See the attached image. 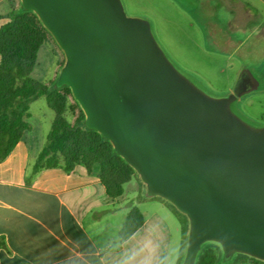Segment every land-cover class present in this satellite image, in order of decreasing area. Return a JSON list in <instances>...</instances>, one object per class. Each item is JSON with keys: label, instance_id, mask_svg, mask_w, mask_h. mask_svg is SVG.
<instances>
[{"label": "water", "instance_id": "water-1", "mask_svg": "<svg viewBox=\"0 0 264 264\" xmlns=\"http://www.w3.org/2000/svg\"><path fill=\"white\" fill-rule=\"evenodd\" d=\"M64 53L58 86L70 87L86 125L136 172L148 194L188 221L181 264L206 245L217 264L264 262V126L235 110L264 91L257 73L227 97L207 94L171 62L149 20L122 0H21Z\"/></svg>", "mask_w": 264, "mask_h": 264}, {"label": "crops", "instance_id": "crops-1", "mask_svg": "<svg viewBox=\"0 0 264 264\" xmlns=\"http://www.w3.org/2000/svg\"><path fill=\"white\" fill-rule=\"evenodd\" d=\"M16 2L0 0V28L15 15ZM240 2L264 15V0ZM30 118L26 119L30 129L0 161V237L5 242L0 264H68L70 258L99 264L105 242L121 235L133 208L141 212L142 226L160 224L164 243L175 245L176 264H181L185 248L181 217L165 201L148 196L136 176L123 185L120 196L110 199L98 167L89 171L77 164L71 171L62 166L34 170L43 148L28 139ZM231 264L264 263L241 259Z\"/></svg>", "mask_w": 264, "mask_h": 264}, {"label": "rangeland", "instance_id": "rangeland-1", "mask_svg": "<svg viewBox=\"0 0 264 264\" xmlns=\"http://www.w3.org/2000/svg\"><path fill=\"white\" fill-rule=\"evenodd\" d=\"M122 3L128 16L149 20L157 42L171 62L207 94L227 97L240 91L257 73L264 74V15L252 11L240 0H122ZM14 7L13 14L24 9L21 0ZM54 40L50 37L40 47L31 72L32 78L53 90L59 88L58 69L65 61ZM235 110L251 124L264 126V91L244 95L235 104ZM77 111L74 99L67 94L64 118L70 125L75 123ZM30 114L33 127L28 139L43 148L56 114L44 97L30 104ZM68 147L70 142L58 153L59 159H63ZM147 195L151 196L148 192ZM165 202L182 219L183 214Z\"/></svg>", "mask_w": 264, "mask_h": 264}, {"label": "trees", "instance_id": "trees-1", "mask_svg": "<svg viewBox=\"0 0 264 264\" xmlns=\"http://www.w3.org/2000/svg\"><path fill=\"white\" fill-rule=\"evenodd\" d=\"M50 37L54 40L37 14L30 10L23 9L12 15L11 20L0 28V161L12 153L24 133L30 129L26 121L31 116L30 104L44 97L55 111L56 119L34 170L62 166L66 171H71L77 164L84 165L89 171L98 167L108 197L116 198L122 194L123 185L133 176L140 180L135 170L115 152L109 140L98 131L87 127L83 109L69 86L62 85L53 90L48 84L31 77L38 51ZM63 64L60 63L59 72ZM61 90L64 91L63 95L60 94ZM67 94L72 96L78 110L73 125L67 123L64 118ZM67 142L71 143V147L66 148L63 159H59L57 155L64 150ZM85 144L87 148L83 150ZM85 150L86 155L83 154ZM182 216L185 237L188 222L187 218ZM143 222L139 209H131L121 235L134 231L142 226ZM4 244V239L0 237V248ZM220 254L218 247L206 246L199 255L197 264H217ZM241 259L264 263L245 255H240L235 262Z\"/></svg>", "mask_w": 264, "mask_h": 264}, {"label": "clouds", "instance_id": "clouds-1", "mask_svg": "<svg viewBox=\"0 0 264 264\" xmlns=\"http://www.w3.org/2000/svg\"><path fill=\"white\" fill-rule=\"evenodd\" d=\"M178 254L175 245L164 243L160 224L151 222L106 241L99 264H176ZM68 264L82 261L70 258Z\"/></svg>", "mask_w": 264, "mask_h": 264}]
</instances>
